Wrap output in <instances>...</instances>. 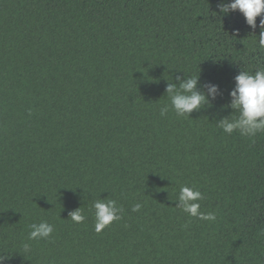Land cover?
<instances>
[{
    "label": "trees",
    "instance_id": "trees-1",
    "mask_svg": "<svg viewBox=\"0 0 264 264\" xmlns=\"http://www.w3.org/2000/svg\"><path fill=\"white\" fill-rule=\"evenodd\" d=\"M228 2L0 0L3 264H264V132L217 126L238 115L234 77L264 67V14L251 28ZM197 74L221 94L161 117L167 85ZM182 186L214 221L176 207ZM97 199L123 210L99 233ZM41 221L51 238L28 240Z\"/></svg>",
    "mask_w": 264,
    "mask_h": 264
},
{
    "label": "clouds",
    "instance_id": "clouds-1",
    "mask_svg": "<svg viewBox=\"0 0 264 264\" xmlns=\"http://www.w3.org/2000/svg\"><path fill=\"white\" fill-rule=\"evenodd\" d=\"M222 14L239 11L248 26L256 28V18L264 14V0H230L228 3L218 5ZM262 29L257 44L264 48V16L260 20ZM179 80L180 78L177 77ZM198 74L184 78L179 84L169 83L165 89L170 103L163 104L159 113L161 117L174 111L178 117L189 116L194 110H199L202 106L210 104L212 100L220 95L219 86L212 83L201 85L202 90H198ZM231 107L238 115L230 119L225 117L217 122V126L225 133L232 134L239 132L243 137H255L258 133L264 132V67L250 73L240 71L234 77V87L229 92ZM202 193L192 187L182 186L176 200V207L180 208L189 216L200 220L214 221L213 213L200 212ZM141 204L133 205L132 211H139ZM81 207L69 213V217L75 223H82L86 217L81 212ZM91 211L95 218L94 230L99 233L111 222L121 219L122 208L118 207L115 200L97 199L93 202ZM30 232L28 240L50 239L54 231L52 224L47 221L33 223L29 225ZM21 252L30 253L31 245L24 243ZM7 259V256L0 254V264Z\"/></svg>",
    "mask_w": 264,
    "mask_h": 264
}]
</instances>
